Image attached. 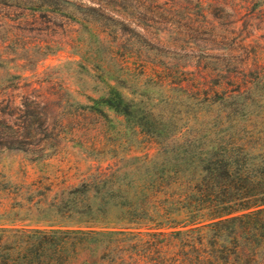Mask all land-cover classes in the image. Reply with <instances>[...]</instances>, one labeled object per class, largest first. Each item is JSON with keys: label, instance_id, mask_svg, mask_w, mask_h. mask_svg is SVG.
<instances>
[{"label": "trees", "instance_id": "16d2710c", "mask_svg": "<svg viewBox=\"0 0 264 264\" xmlns=\"http://www.w3.org/2000/svg\"><path fill=\"white\" fill-rule=\"evenodd\" d=\"M85 10L112 56L89 108L145 148L59 186L0 171V264H264V57L175 70Z\"/></svg>", "mask_w": 264, "mask_h": 264}, {"label": "rangeland", "instance_id": "374dc122", "mask_svg": "<svg viewBox=\"0 0 264 264\" xmlns=\"http://www.w3.org/2000/svg\"><path fill=\"white\" fill-rule=\"evenodd\" d=\"M87 6L121 20L123 35H141L150 52L174 56L175 70L183 61L222 67L201 54H233L245 66L264 57V0H0V171L12 184L73 183L145 148L118 140L111 112L89 108L112 56L88 29Z\"/></svg>", "mask_w": 264, "mask_h": 264}]
</instances>
